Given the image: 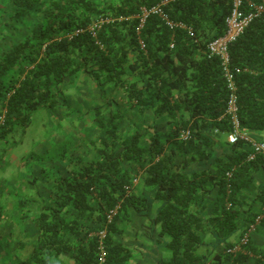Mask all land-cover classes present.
<instances>
[{
  "label": "trees",
  "instance_id": "obj_1",
  "mask_svg": "<svg viewBox=\"0 0 264 264\" xmlns=\"http://www.w3.org/2000/svg\"><path fill=\"white\" fill-rule=\"evenodd\" d=\"M164 1V15L184 28L149 15L139 29L141 9ZM230 7V0H0V156L40 108L58 109L66 122L80 114L79 126L94 133L85 149L78 136L61 146L65 171L42 169L50 192L40 194L33 177L25 184L33 196L14 193L7 220L30 221L34 230L27 243L10 231L0 238L3 251L19 258L28 248L19 264H131L150 242L170 252L155 264H264L251 243L264 226V157L248 161L249 145L223 138L227 90L219 59L206 50L223 35ZM258 8L228 48L238 118L252 134L264 133V0H243L245 13ZM79 73L99 91V106L84 113L63 92ZM181 131L190 138L180 140ZM257 217L247 244L228 253Z\"/></svg>",
  "mask_w": 264,
  "mask_h": 264
},
{
  "label": "rangeland",
  "instance_id": "obj_2",
  "mask_svg": "<svg viewBox=\"0 0 264 264\" xmlns=\"http://www.w3.org/2000/svg\"><path fill=\"white\" fill-rule=\"evenodd\" d=\"M63 92L68 104L74 110L84 113L90 108L99 106V91L96 85L82 73L68 79L63 85ZM79 115L71 117L66 122L67 118H64L58 109L55 108L47 111L45 108H40L31 115L30 125L23 136L18 131L9 137L6 143L7 150L5 151V155L0 156V190L4 188L3 196L5 198L3 200H5L6 212L5 217H2L0 221V238L8 236L11 231L9 236L12 238L16 237L15 241L19 239L20 242L27 243L30 240L28 237L33 235L34 230L30 221H24L15 225L7 220V216L14 214V207L16 205V198L13 197L14 193L18 192L23 196H33V192L25 187V184H28L27 180L33 177L39 179L40 184L37 186V189L40 191V194L50 192L48 174H43L41 172L42 169H53L50 172L51 174L55 170L65 171L66 165L68 166V160L64 162V160L61 161L56 158L57 153L61 155L63 152L61 146L66 144L68 140H71V137L78 136L81 139V146L85 149L86 139L93 138L94 133L89 128H86V126H79L75 120L77 117H80ZM70 155L77 157L79 154L70 150ZM82 157L86 159L87 155L82 154ZM29 171L32 172L30 173ZM9 225L13 227L12 230L8 227ZM133 225L136 226L135 219ZM26 232H28V237L25 234ZM146 243L151 247L152 243ZM1 251L2 253L5 252ZM27 251L28 248H26L25 253ZM168 253L170 252L168 251ZM158 255L159 252L155 249L149 251V256L153 259H156ZM9 257L13 258L11 252L3 256L0 264H19L21 261L16 258L10 260Z\"/></svg>",
  "mask_w": 264,
  "mask_h": 264
},
{
  "label": "built area",
  "instance_id": "obj_3",
  "mask_svg": "<svg viewBox=\"0 0 264 264\" xmlns=\"http://www.w3.org/2000/svg\"><path fill=\"white\" fill-rule=\"evenodd\" d=\"M231 7L228 16L225 19V31L222 36L214 39L207 44V56L209 58L216 57L219 59L223 78L225 80V86L227 90L226 106L223 116L228 120L229 132L225 134V140L229 144H236L243 142L250 146L251 153L247 160L252 161L256 155H262L264 157V142L256 140L252 133L241 127L238 118V105H237V89L235 85V74L238 70L232 69L230 66V59L228 54L229 46L236 42L238 38L243 34L249 24L257 17L261 8L256 9L255 12L245 13L243 11V0H230ZM167 1L162 2L161 5L154 6L150 9H141V15L139 17V29L144 24V21L149 15L159 16L167 25L169 29L184 28L180 23H174L164 15L162 7ZM103 23L102 20L95 22L91 27L90 31L92 35H95V31ZM143 48V46H142ZM214 134H220L219 130L215 129ZM224 136V134H223ZM190 138L189 131H181L179 133V139L186 141ZM115 212L111 211L108 219L110 220ZM261 217H257L252 225L248 227L245 233L239 240L237 246L229 250L228 253H236L242 246H245L248 242L249 236L255 231Z\"/></svg>",
  "mask_w": 264,
  "mask_h": 264
},
{
  "label": "crops",
  "instance_id": "obj_4",
  "mask_svg": "<svg viewBox=\"0 0 264 264\" xmlns=\"http://www.w3.org/2000/svg\"><path fill=\"white\" fill-rule=\"evenodd\" d=\"M252 135H253V137L256 140H259V141H263L264 142V133H261V134H252ZM223 138H225V136H223ZM3 154L5 155V152L2 153L1 156ZM58 156H61V155H59L57 153L56 158H58L59 160H61V158L58 157ZM54 175H55V173H54ZM49 177H50V175H49ZM49 180H50V178H49ZM50 184H52V183L50 182ZM237 240H238V237H237V234H236V235H234V237H233V239L231 241L235 243ZM251 243H252V246L256 250L257 253H259L260 255H264V226L261 227L257 231V233H255L254 235H252V237H251ZM0 244H2V240L0 241ZM11 245L14 246L15 243L12 242ZM162 245L160 244V245L154 246L153 244H151V247H150V245H148L147 243H145L144 249H145L146 253L143 254L142 256H140V255L137 254V257H135V259L132 260V263L133 264H155L154 259L149 256V251L152 250V249H155L156 251H158L159 252V257H161L162 259H168L169 256H170V253H168V251L163 247V246H165V244L163 246ZM158 248H160V250H158ZM1 250H2V247L0 246V252H1V254H0V262H2L3 256H5L6 253H9V252L12 253L11 250L10 251H6V253H2ZM27 254H28V251L25 254H22L21 257L16 258V259L24 260V259H26V257H27L26 255ZM12 257L13 258L9 257V259L10 260L11 259H15V256L14 255H12ZM246 264H258V263L255 262V259L249 258V260L247 261Z\"/></svg>",
  "mask_w": 264,
  "mask_h": 264
}]
</instances>
